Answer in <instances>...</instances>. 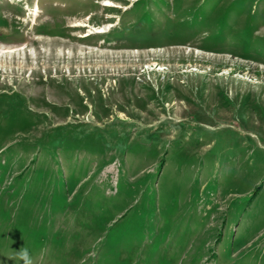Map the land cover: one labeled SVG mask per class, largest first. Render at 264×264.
I'll use <instances>...</instances> for the list:
<instances>
[{"label": "rangeland", "instance_id": "rangeland-1", "mask_svg": "<svg viewBox=\"0 0 264 264\" xmlns=\"http://www.w3.org/2000/svg\"><path fill=\"white\" fill-rule=\"evenodd\" d=\"M23 249L264 264V0H0V264Z\"/></svg>", "mask_w": 264, "mask_h": 264}, {"label": "clouds", "instance_id": "clouds-1", "mask_svg": "<svg viewBox=\"0 0 264 264\" xmlns=\"http://www.w3.org/2000/svg\"><path fill=\"white\" fill-rule=\"evenodd\" d=\"M19 256L24 260L25 264H32L29 252L27 249H23L19 252Z\"/></svg>", "mask_w": 264, "mask_h": 264}, {"label": "bare ground", "instance_id": "bare-ground-1", "mask_svg": "<svg viewBox=\"0 0 264 264\" xmlns=\"http://www.w3.org/2000/svg\"><path fill=\"white\" fill-rule=\"evenodd\" d=\"M100 31H102V30H100Z\"/></svg>", "mask_w": 264, "mask_h": 264}]
</instances>
